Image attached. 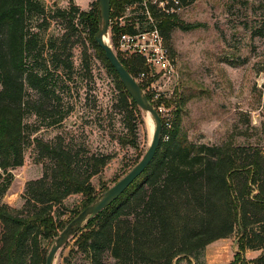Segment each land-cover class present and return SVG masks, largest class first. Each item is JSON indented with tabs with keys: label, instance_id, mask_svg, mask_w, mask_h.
<instances>
[{
	"label": "trees",
	"instance_id": "trees-1",
	"mask_svg": "<svg viewBox=\"0 0 264 264\" xmlns=\"http://www.w3.org/2000/svg\"><path fill=\"white\" fill-rule=\"evenodd\" d=\"M125 2L110 0V18L123 14ZM174 17H163L159 24L166 40ZM56 20L63 22V31L51 28ZM79 25L117 90L126 132L115 139L122 147L139 149L142 110L94 41L100 29L98 2L83 10L72 0L64 8L43 0H0V264H45L52 242L66 226L61 219L66 214L64 199L71 194L83 197L80 209L69 210L68 223L98 199L91 178L115 156L92 152L73 137L66 141L58 135L54 142L33 137L40 125L62 126L78 104L77 86L70 83V40ZM126 31L129 28L112 26L111 40ZM88 46L81 67L90 82ZM116 55L134 78L145 70L140 57ZM151 80L138 82L142 91ZM144 94L154 105L152 93ZM31 115L37 124L26 121ZM160 120V142L152 161L115 201L72 234L77 251L91 264H102L103 259L112 264H207L206 246L236 234L237 249L229 264H264V143H193L176 121ZM32 143L43 172L25 183L23 204L15 208L2 197L12 181L11 170L22 165ZM143 154L139 150L129 169ZM247 250L260 254L247 258Z\"/></svg>",
	"mask_w": 264,
	"mask_h": 264
},
{
	"label": "rangeland",
	"instance_id": "rangeland-1",
	"mask_svg": "<svg viewBox=\"0 0 264 264\" xmlns=\"http://www.w3.org/2000/svg\"><path fill=\"white\" fill-rule=\"evenodd\" d=\"M43 1L48 6H69V0ZM72 1L83 10L98 2ZM181 3L167 37L175 72L170 77H156L151 92L155 102L152 106L160 119L168 123L176 121L181 134L193 143L262 147L264 29L260 35L255 33L264 25V0H184ZM123 13L128 12L124 9ZM62 23L53 21L51 28L63 31ZM70 41L74 43L70 83L77 86V97L73 95L78 104L62 126L40 125L33 137L48 142L56 141L58 135H63L66 141L73 137L75 143L86 145L92 152L114 154L100 175L91 178L100 198L103 187H110L130 170L139 150L145 152L151 138L150 126L146 112L142 111L144 124L137 133L139 149L118 144L115 137L125 133L126 128L114 83L84 40L81 25ZM108 43L116 54H121L117 40L114 42L109 37ZM87 46L93 74L90 82L84 79L81 67L83 49ZM151 119L154 123L152 116ZM26 121L38 123L34 115L28 116ZM33 145L24 151L22 165L11 170L12 181L2 197L3 202L15 208L23 204L25 183L39 178L43 172V163L35 161ZM82 199L81 194H71L64 199L66 214L61 216L64 225L69 210L80 209ZM71 236L57 250L53 264H91L77 251ZM233 239L236 234L222 247L205 251V262L215 263L214 256L218 255L221 264H229L227 261H231L234 254L231 250ZM258 254L248 252L246 257ZM101 263L112 264V261L103 259ZM179 264L188 263L181 260Z\"/></svg>",
	"mask_w": 264,
	"mask_h": 264
},
{
	"label": "built area",
	"instance_id": "built-area-1",
	"mask_svg": "<svg viewBox=\"0 0 264 264\" xmlns=\"http://www.w3.org/2000/svg\"><path fill=\"white\" fill-rule=\"evenodd\" d=\"M180 6V0H126L128 13L109 18V37L112 26L129 28L117 35L118 50L124 57L142 59L145 70L134 79L137 82L152 79L144 89L148 93L155 88L156 77H170L175 72L169 45L159 24L163 17L177 14Z\"/></svg>",
	"mask_w": 264,
	"mask_h": 264
},
{
	"label": "water",
	"instance_id": "water-1",
	"mask_svg": "<svg viewBox=\"0 0 264 264\" xmlns=\"http://www.w3.org/2000/svg\"><path fill=\"white\" fill-rule=\"evenodd\" d=\"M99 4V22L101 23L100 29L94 34V41L104 51L106 59L114 68L120 81L128 91L131 98L136 105L144 112L149 113L153 120V128L151 131V138L149 145L145 150L140 160L119 180L113 185L108 187L93 203L83 207L79 213L73 217L66 226L60 231L59 235L55 238L54 243L51 245L46 257L45 264H53L57 250L64 244L69 236L79 230V228L87 221L88 218L96 215L106 206L115 201L127 187L145 170V168L152 161L155 152L158 148L161 135V120L158 112L149 103L146 95L141 90L138 82L126 70L118 59L116 53L108 43V28L110 18V0H98ZM107 36V41H105Z\"/></svg>",
	"mask_w": 264,
	"mask_h": 264
},
{
	"label": "crops",
	"instance_id": "crops-1",
	"mask_svg": "<svg viewBox=\"0 0 264 264\" xmlns=\"http://www.w3.org/2000/svg\"><path fill=\"white\" fill-rule=\"evenodd\" d=\"M227 240H228V238H220V239H217V240L211 242L210 244H208V245L206 246V248H205V251L212 250V248H213V249H216L217 247H222L223 245L226 244ZM235 248H236V239H233L232 246H231V250H232L233 253H234L235 250H236ZM248 252H251V253L259 252V254H260V250H247V251L245 252V256H247ZM255 254H256V253H255ZM256 256H257V255H256ZM256 256H255V257H256ZM232 258H233V257H232ZM252 258H253V257H252ZM213 260H214V262H215V263H213V264H221L218 255H215ZM227 262L230 263L231 261H227Z\"/></svg>",
	"mask_w": 264,
	"mask_h": 264
},
{
	"label": "bare ground",
	"instance_id": "bare-ground-1",
	"mask_svg": "<svg viewBox=\"0 0 264 264\" xmlns=\"http://www.w3.org/2000/svg\"><path fill=\"white\" fill-rule=\"evenodd\" d=\"M105 41H107V36H105ZM146 121H147V125L150 126V134H151V131L153 128V122H152L151 116L147 112H146Z\"/></svg>",
	"mask_w": 264,
	"mask_h": 264
}]
</instances>
